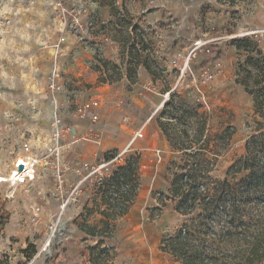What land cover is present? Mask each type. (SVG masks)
I'll return each mask as SVG.
<instances>
[{
	"label": "rangeland",
	"instance_id": "1",
	"mask_svg": "<svg viewBox=\"0 0 264 264\" xmlns=\"http://www.w3.org/2000/svg\"><path fill=\"white\" fill-rule=\"evenodd\" d=\"M105 2L111 5L112 19L100 22L98 26L92 21L93 25L88 26L90 31L102 37L87 44L93 48L89 60L92 69L100 77L101 71L94 66L100 58L106 59L110 62V69L103 72L113 79L106 83L121 86L122 83H118L124 76L138 80V61L147 60L155 73V76L151 75L152 79H156L152 83L158 102L165 99L167 86L172 88L179 79L174 55L176 53L175 58L178 56L183 44L202 39L207 33L209 35L205 38L215 37L214 32L220 29L225 36L239 35L214 43V49L224 62L222 72L214 79L206 83L199 79L202 69L207 67L210 60L200 52L191 66L194 75H188L174 90L186 101L185 109L193 115L191 118L205 119L208 127L206 133L217 135L210 146L222 152V155L215 161L211 175L224 179L232 161L246 152V141L256 127L252 96L239 80L247 73L251 57L264 60V35L247 31L248 24L242 20V0H218L224 9L235 7L230 11L234 17L231 23L225 20L223 25H217L209 19L204 21L203 26L162 30L152 29L142 14L130 16L114 0ZM86 3L87 0H81L77 5L75 1L71 3L65 0L67 17L73 18L69 16L72 10L76 14L78 10H85ZM208 8L212 13L210 5ZM56 16L65 17L56 9L54 0H0V175L10 177L19 158L35 162L31 180L24 183L16 181L15 184L10 180L0 183V264H57L72 255L78 256L79 264H86L84 251L91 241L83 240L84 234L75 219L83 206L95 196L96 176L110 173L115 164L122 163L131 155L140 157L142 186L135 204L119 220L110 241L118 253L115 264H153L152 257L159 264H180L169 254L163 253L159 245L162 237L174 233L186 216L177 212L169 200L162 206L158 198L162 192L168 191L175 163H181L182 152L171 147L156 121L163 107L157 108L145 101L146 98L144 100L145 92L149 90L142 92L144 94L140 100L147 104L143 110L131 103L130 116L118 112L116 118L125 124L121 132L118 123L111 122L114 117L109 119L111 115L102 109L105 106L102 102L100 115L94 121L96 134L93 138L78 140L63 137V132L59 140L60 155L50 152L54 142L52 135H47V130L55 127L58 130V127H63V122L77 124L83 118L80 108L92 100V95L87 93L91 84L66 81L65 71L60 65L54 67L63 74L61 90L52 92L53 97L47 101L38 99L39 92L49 90V86L43 67L35 57L50 45L46 34L48 29H54L52 25ZM88 16L91 19L93 15ZM80 17L83 21V16ZM237 40H244L241 49L236 47ZM107 42L108 46H104ZM63 44L58 42L55 46L62 47ZM114 64L119 68H115ZM126 88L133 91L131 83ZM200 90L205 100H201ZM168 96L166 100L170 98ZM108 104L113 107L120 105L113 101ZM229 126L235 132L222 150L223 143L219 141ZM141 129L144 137L146 134L151 138L150 142L146 143L138 137L129 145ZM106 138L116 142L109 149L104 147ZM25 142L30 146L29 151L24 148ZM111 150L118 151L119 158L114 162H104L105 153ZM45 157L47 160H44ZM57 157L59 164L69 168L72 184L64 181L63 192L60 193L53 176L56 166L52 165ZM81 164H87V171L78 173L76 168ZM36 204L41 207V213L39 220L34 221L31 208ZM27 248L29 252H25ZM30 253L33 254L29 257Z\"/></svg>",
	"mask_w": 264,
	"mask_h": 264
},
{
	"label": "trees",
	"instance_id": "2",
	"mask_svg": "<svg viewBox=\"0 0 264 264\" xmlns=\"http://www.w3.org/2000/svg\"><path fill=\"white\" fill-rule=\"evenodd\" d=\"M243 41H236L237 49ZM250 60L239 82L252 96L256 127L246 141V152L232 161L224 179L211 175L222 155L210 146L217 135L206 133L205 119L191 118L183 97L172 91L156 119L171 147L182 152L168 191L158 198L162 206L169 200L186 216L174 233L162 237L159 247L181 264H264V60ZM109 65L100 58L94 66L101 71L102 83L113 81L103 72ZM140 65L155 76L149 61H138ZM128 79L131 84L137 81L129 75ZM170 90L167 86L166 91ZM234 132L232 126L223 131L222 150ZM116 150L106 152L104 162L117 160ZM141 186L139 155L128 156L95 180V196L75 219L83 240L91 241L87 244L90 264H115L118 253L110 241L119 220L135 204Z\"/></svg>",
	"mask_w": 264,
	"mask_h": 264
},
{
	"label": "crops",
	"instance_id": "3",
	"mask_svg": "<svg viewBox=\"0 0 264 264\" xmlns=\"http://www.w3.org/2000/svg\"><path fill=\"white\" fill-rule=\"evenodd\" d=\"M70 1L71 3L75 1L77 5L81 3V0H69V2ZM105 1L87 0L85 10L83 9V12L81 11L84 20H86V17H89L88 15L91 14L93 15L91 16L93 24L96 23V26H98L100 22L104 23L110 21L112 19L111 5ZM150 2L151 0H114V3L124 7L130 16H135L137 13V15L142 14L144 19H148L147 23L152 29L162 30L170 27L189 28L193 26H203L204 21H209V19L215 21L217 25H223L225 20H227L228 23H231V21L234 20V17L230 11L235 7H231V9L226 7L224 9V5L219 3L218 0H161V2L155 7H151ZM209 5L211 6L212 13L209 12ZM242 6L244 12L242 20L244 23L248 24L247 31H250L251 33H256L257 30L264 31V0H242ZM78 12L80 11L78 10ZM149 19H152V21H149ZM52 26H55L54 29H48L46 34L47 40L50 41V45L40 50L35 57L37 63L43 67L44 74L46 75V81L49 80V75L53 67L60 65L65 71L66 81L76 80L79 83L86 82L91 84L90 87L87 88V93L92 95V99L99 100L100 105L98 108H96L98 115H100V107L103 105V102L105 106H103L102 109H104L106 112L108 111V114L111 115L109 119L114 117L113 120L111 119V122H114V124L118 123L120 132L122 131L121 129L123 126H125V124L121 119L116 118L118 112L123 113L125 116H130L131 109L129 106L131 103L136 104L143 110V108H145L147 105L146 103L142 102V100H140L141 96L144 94L142 93L144 89L149 90V92H145L144 96L146 97H144V100L146 98L145 101L149 102L150 104L156 103L161 107L163 103L162 100L160 102L156 101L158 97L153 94L156 92L154 91L155 86L152 83V75L143 65L138 67L139 78L137 82L135 84H131L133 91H130L126 88V85L130 83L126 76H124L122 81L118 83H122L121 86H117L115 83H99V73L92 69L91 64L89 63V60L92 58L91 51L93 48L89 47L87 44H89L90 41H94V39L100 40L102 38L101 35H97L96 33L90 31L89 28H73L63 31V20L59 16H56ZM214 33V35H216L215 37L212 36L205 38L209 35V33H207L202 39L208 40L225 37L221 29ZM61 36H65L66 42H63L64 44L62 47H56L55 45L59 42ZM104 46H108V42ZM55 68L56 67H54V69ZM47 91V89H44L43 91L39 92L38 99L44 101L49 100V98H42L43 93ZM170 91H172V89ZM147 96L152 102L147 98ZM111 101L120 104L119 107H113V105H109L108 102ZM62 126V128H66L63 129L65 131L63 137L73 138H75L72 134L74 131L77 133V135L81 136L87 127L91 126L94 130L96 129V124L89 118H82V120L77 122V124H67L66 122H63ZM47 132V135H52L51 138L53 140L56 127L54 129H48ZM145 137L147 140L146 143L150 142L151 138L147 137L146 134ZM79 139L83 138L79 137L78 140ZM112 143H116L112 138L104 139V147H106V149H109ZM51 145V148H53L56 143L54 142ZM44 160L47 159L45 158ZM57 160V158H54L52 161V165L54 167L56 166V171L53 174L55 177L54 180L57 181V174L59 171H65L66 175L64 177V181L70 183L71 173L69 172V168L59 164ZM70 185L72 186L71 183ZM84 252V257H87L86 264H90L89 252L86 248ZM76 257L78 256L72 255L67 259L68 261H61L57 264H79ZM152 260V263L154 262L153 264H159L154 257H152Z\"/></svg>",
	"mask_w": 264,
	"mask_h": 264
},
{
	"label": "built area",
	"instance_id": "4",
	"mask_svg": "<svg viewBox=\"0 0 264 264\" xmlns=\"http://www.w3.org/2000/svg\"><path fill=\"white\" fill-rule=\"evenodd\" d=\"M54 1H55L56 9H58L60 11V13H62V15L66 17V18L64 17L62 19L63 24H64V28L62 29L63 31H65L69 28H82V27L88 28V26H90L92 24V19H90L88 17L86 20H83V21L81 20L80 16H83L81 14V12H78V14H76V12H74L72 10V12L69 14V16H73V18H68L67 17L68 16V13H67L68 8L65 6V0H54ZM160 2H161V0H151L150 5H151V7H155ZM77 16H79V17H77ZM73 22H75V24H73ZM82 23H85V25ZM257 33L264 35L263 30H257V32L254 34H257ZM237 36H239V35L234 33V34H230V35L225 36V37H219L218 39H208V40L197 39V40H194V42L191 44H188L187 42L185 44H183L180 48L178 56L175 58V61H174V65L177 68L180 75H179V79H178L177 83L174 86H172V88H171L172 91L178 89L177 87L179 86V82H181L186 77H188V75H191V74L194 75V72H192L191 66H192V63L194 62L195 58L197 57L196 55L200 52H203L206 56H208L210 58V60H209L207 67L202 69V71H201L202 73L199 75V79L203 83H206V82L214 79L217 74L222 72V68L224 65V62H223L221 55H219L217 50L214 49V46H213L214 43L221 41V40L223 41V40H225V38H228V37L229 38H236ZM64 41H65V36H61L59 43H62ZM62 82H63V74H62L61 70H58L56 68L53 69L49 75V80H48L49 90L47 92L43 93L42 98H44V99L52 98L53 97L52 92L55 93L56 91L61 90ZM198 89H200V88H198ZM172 91H167L164 93L165 99L163 100L161 107H163V105H165L164 103L167 99L166 97H169L168 95H170V93ZM147 98L150 99L148 96H147ZM200 98H201V100H205V95L202 91L200 93ZM150 101H151V99H150ZM99 105H100V103H99V100H97V99H92V100L86 102L80 108L82 117L83 118H89L94 122L98 116L96 108H98ZM152 105H154L157 108L160 107L156 103H154ZM59 122L60 121L58 120V123ZM70 131H71V129H70ZM63 132H65L63 130V128H59L58 130H56V132L53 135V140L56 143V145H54L53 148L50 149V152L52 154H55L56 156L60 155L59 140L61 137V133H63ZM72 134L76 139H78L79 137L83 138V139H89V138H93L92 136L95 135V130L93 129V127L90 126V127H87L83 131L81 136L77 135V133L75 131ZM138 137L142 138V140L147 142L146 137H144V133L142 132V129H141L135 134V136L133 137V139L129 145H131L132 142ZM24 148L26 151H29L30 150L29 144L25 143ZM45 158H47V157H45ZM57 159H58V157H57ZM18 161L15 163L16 169H18L20 166V163ZM26 161L29 164H23L24 168H23V170L20 171V173H22V176H20V178L17 179V181L20 183H24V182H26V180H29V179L31 180L32 175L29 173V171L31 170L32 173L34 172L35 162H31L28 159H26ZM86 171H87V164H81L77 168L78 173H83ZM65 175H66L65 171H59L57 174V182H58V187H59L57 189L58 193L63 192L62 187L64 184ZM103 176H105V175H97L96 178L101 179ZM31 209H32V219L34 221L39 220V216L41 213V207L36 204V205H33Z\"/></svg>",
	"mask_w": 264,
	"mask_h": 264
},
{
	"label": "bare ground",
	"instance_id": "5",
	"mask_svg": "<svg viewBox=\"0 0 264 264\" xmlns=\"http://www.w3.org/2000/svg\"><path fill=\"white\" fill-rule=\"evenodd\" d=\"M20 164H29L27 163L26 160H23L22 158H19L18 161ZM16 166V164H15ZM29 168V167H28ZM29 173L32 175V177H34L33 173L31 172V170L29 171ZM20 176H22V173H20V171L18 169H16V167L12 170L10 177L5 178L3 175H0V183L2 181H7L10 180L13 184L16 183L17 179L20 178Z\"/></svg>",
	"mask_w": 264,
	"mask_h": 264
},
{
	"label": "water",
	"instance_id": "6",
	"mask_svg": "<svg viewBox=\"0 0 264 264\" xmlns=\"http://www.w3.org/2000/svg\"><path fill=\"white\" fill-rule=\"evenodd\" d=\"M23 168H24V165L23 164H20L18 170L21 171V170H23Z\"/></svg>",
	"mask_w": 264,
	"mask_h": 264
}]
</instances>
